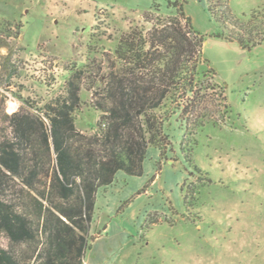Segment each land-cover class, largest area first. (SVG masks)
<instances>
[{
    "label": "rangeland",
    "instance_id": "1",
    "mask_svg": "<svg viewBox=\"0 0 264 264\" xmlns=\"http://www.w3.org/2000/svg\"><path fill=\"white\" fill-rule=\"evenodd\" d=\"M168 1L0 0V148L10 144L23 156L20 174L0 165V200L40 228L48 211L37 215V202L54 213L58 205L77 203L43 196L56 170L50 115L73 100L75 82L72 153L145 155L142 174L119 170L111 184L98 187L83 264H264V37L249 48L232 40H259L264 17L247 23L264 0H186L216 73L207 82L222 87L207 90L194 112L167 98L141 114L132 109L127 124L126 116L111 115V91L121 80L126 84V34L146 35L158 17L174 16ZM226 8L243 28L223 14ZM199 115L207 116L203 127ZM15 116L32 123V141L20 138ZM148 117L162 126L163 152ZM133 141L143 154L131 150ZM36 157L44 161L31 179ZM46 244L44 230L35 241L15 242L0 228V249L20 264H41L38 251Z\"/></svg>",
    "mask_w": 264,
    "mask_h": 264
},
{
    "label": "trees",
    "instance_id": "2",
    "mask_svg": "<svg viewBox=\"0 0 264 264\" xmlns=\"http://www.w3.org/2000/svg\"><path fill=\"white\" fill-rule=\"evenodd\" d=\"M185 2L186 0H169L168 6L174 8L176 14L166 19L158 17L148 34L145 35L143 31L126 34V84L121 80L111 91L116 102L111 108L113 117L124 115L126 124L130 123L132 109L141 114L149 107H160L167 98L182 105L183 111L191 114L198 104L204 102L207 90L216 88L222 90L218 84L207 82V77L215 76L216 73L203 52L205 36L195 29L192 18L185 11ZM156 9L159 10V7ZM208 10L217 23L219 19L213 16L210 5ZM222 12L230 16L238 28L245 26L228 8ZM263 17L264 7L252 12L247 25ZM261 35L259 40H248L243 37L232 39L223 33L215 34L217 37L238 40L243 48L260 42L264 37V29ZM83 73L84 71L80 70L76 75ZM71 85L73 100L52 108L54 115H50L52 143L57 152L56 170L51 188L46 194L43 193V196L46 200L52 199L54 195H60L66 201L76 198L77 203L69 206L58 205V213H54L43 201L37 202V215L41 216L48 211L46 221L40 228V224L35 225V220L27 213L13 212L0 200V228L13 241H35L41 231L44 230L46 233L47 244L43 251H38L39 255L44 256L41 264H83L84 251L88 247L85 236L88 232L86 223L91 220L98 187L102 184H111L119 170L133 175L143 173L139 161L143 160L145 155L119 154L104 157L95 155L94 152L90 154L91 151L86 155L72 153L67 140L75 131L72 112L77 105L79 88L75 82ZM197 117L200 118L198 127H203L207 116ZM14 122L20 138L32 141V123L16 116ZM146 125L149 130L156 131L157 134L153 132L155 135L152 137L158 138L162 130L161 124L157 126L156 121L148 117ZM120 126V123L114 125L112 134L115 140L119 137ZM42 140L50 147L49 137L44 132ZM158 142L161 152L165 151L167 148V143L163 144L165 140L160 136ZM133 144L135 147L131 145V150L135 149V153L143 154L141 144L134 141ZM38 160V157L34 159L35 166L29 171L31 179L38 175L37 166L44 158L40 157L41 161ZM22 162L23 156L15 152L12 145L5 144L0 148V165L10 173L20 174ZM138 162L139 169H136ZM76 177L80 179L79 182ZM36 249L35 246L34 252ZM0 264H20V261L13 254L0 249Z\"/></svg>",
    "mask_w": 264,
    "mask_h": 264
},
{
    "label": "crops",
    "instance_id": "3",
    "mask_svg": "<svg viewBox=\"0 0 264 264\" xmlns=\"http://www.w3.org/2000/svg\"><path fill=\"white\" fill-rule=\"evenodd\" d=\"M106 230H108V227H107V229ZM98 239V238H97Z\"/></svg>",
    "mask_w": 264,
    "mask_h": 264
}]
</instances>
